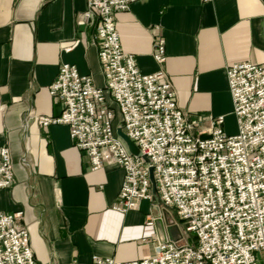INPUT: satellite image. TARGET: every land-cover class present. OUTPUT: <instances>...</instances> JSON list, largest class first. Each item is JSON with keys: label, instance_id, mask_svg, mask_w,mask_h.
<instances>
[{"label": "crops", "instance_id": "obj_1", "mask_svg": "<svg viewBox=\"0 0 264 264\" xmlns=\"http://www.w3.org/2000/svg\"><path fill=\"white\" fill-rule=\"evenodd\" d=\"M86 10V0H0V147H9L14 177L0 189V211L22 212L40 264L136 260L173 236L166 218L165 232L159 221L148 224L162 213L155 187L153 202L115 210L122 168L93 170L66 124L38 121L62 113L49 92L62 63L105 86L97 18ZM115 20L123 50L143 73L165 70L190 120L209 130L211 117L224 116V130L237 133L226 68L264 62V0H138ZM157 37L165 39L163 64L152 54Z\"/></svg>", "mask_w": 264, "mask_h": 264}, {"label": "built area", "instance_id": "obj_2", "mask_svg": "<svg viewBox=\"0 0 264 264\" xmlns=\"http://www.w3.org/2000/svg\"><path fill=\"white\" fill-rule=\"evenodd\" d=\"M86 1L84 16L97 18L105 86L62 63L49 85L50 94L63 102L62 113L38 121L66 124L93 170L104 164L122 168L115 210L124 213L152 201L154 184L163 206L174 208L195 238L193 244L163 237L151 255L126 262L96 255L91 264H264V62L226 68L237 133L224 130V116L211 117L204 130L179 108L165 70L143 73L135 56L123 50L115 15L138 0ZM155 40L152 54L163 64L165 39ZM117 113L118 128L140 154L114 129ZM13 180L10 150L2 146L0 189ZM21 217L22 212L0 211V264H40ZM153 223L154 218L148 221Z\"/></svg>", "mask_w": 264, "mask_h": 264}, {"label": "rangeland", "instance_id": "obj_3", "mask_svg": "<svg viewBox=\"0 0 264 264\" xmlns=\"http://www.w3.org/2000/svg\"><path fill=\"white\" fill-rule=\"evenodd\" d=\"M183 112H185L183 110ZM187 114V112H185ZM118 114V113H117ZM188 116V114H187ZM189 118V116H188ZM120 114L117 115L116 119L114 120L113 122V126H114V129L117 131V128L120 124ZM200 120L197 119L196 120V123H198V121ZM191 121H194V120H191ZM154 199V197H153ZM150 202H153L150 201ZM160 206L162 207V210H161V219H162V223H163V226L165 225V218H166V221L170 222V225H169V230L171 229L172 230V233H173V236L170 237V238H174V239H177V240H188L190 243H193L195 242V238L193 236L192 233L188 232L186 229H185V222H183V220L180 218L179 215H177L176 213V210L175 209H172V207H164L162 202L160 203ZM155 221V220H154Z\"/></svg>", "mask_w": 264, "mask_h": 264}, {"label": "water", "instance_id": "obj_4", "mask_svg": "<svg viewBox=\"0 0 264 264\" xmlns=\"http://www.w3.org/2000/svg\"><path fill=\"white\" fill-rule=\"evenodd\" d=\"M117 129H118L117 130L118 135L124 140L125 143H127L129 150L135 155L140 154L138 146H136L135 143H133L130 140V138L124 133V131L122 129H120V128H117ZM152 180H153V176H152ZM153 187H154V184H153ZM155 189H156V187H155ZM158 221L161 222V224L163 225L161 217L156 218L155 222H158ZM168 230H169V228H168ZM163 231L165 232L164 226H163Z\"/></svg>", "mask_w": 264, "mask_h": 264}]
</instances>
